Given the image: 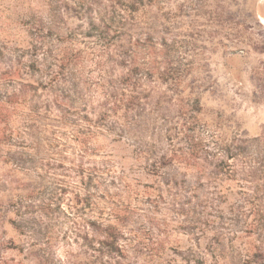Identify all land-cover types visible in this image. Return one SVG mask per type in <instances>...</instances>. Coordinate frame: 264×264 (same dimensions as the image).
I'll return each mask as SVG.
<instances>
[{"label":"rangeland","instance_id":"1","mask_svg":"<svg viewBox=\"0 0 264 264\" xmlns=\"http://www.w3.org/2000/svg\"><path fill=\"white\" fill-rule=\"evenodd\" d=\"M55 2L0 0L5 58L22 51L24 61L67 55L72 90L65 117L41 111L31 129L21 116L10 118L12 141L0 145V264H230L248 236L223 257L207 246L253 184L221 174L210 180L177 157L160 156L180 154L197 133L235 138L239 146L261 135L264 0H163L147 7L137 22L162 44L164 67L181 74L182 92L154 81L156 93L143 110L126 118L123 109L108 111L103 123L100 106L121 70L114 64L116 34L70 13L55 18ZM192 99L197 111L189 108ZM125 123L127 136L118 140L114 133ZM106 225L119 233L118 251L98 243Z\"/></svg>","mask_w":264,"mask_h":264},{"label":"trees","instance_id":"2","mask_svg":"<svg viewBox=\"0 0 264 264\" xmlns=\"http://www.w3.org/2000/svg\"><path fill=\"white\" fill-rule=\"evenodd\" d=\"M162 2L163 0L55 2V18L59 19L70 13L79 19L88 18L93 30L100 28L102 32L112 31L116 34L114 64L121 67V70L100 106L102 112H99L98 121L101 123L108 118V111L118 113V110L123 109V118H126L132 111L139 108L143 110L148 99L156 93L155 87L151 86L154 81L158 85L168 84V90L172 94L178 95L182 92L179 90L181 74L170 68L169 62V67H164L166 53L165 58H161L162 44L152 41L144 26L137 22V17L144 15L147 7L152 4L160 6ZM131 31H136V39L131 35ZM4 49L5 46L0 45V65L4 64L6 67L0 72V145L10 144L12 141V115L21 116L26 125L29 123L28 128L31 129L30 123L39 118L41 111L56 112L65 117L72 108V100H69L72 90L66 79L70 61L67 55L48 60L50 57L39 58L35 56L37 54H31L24 61L23 57L27 51H22L15 57L5 58ZM138 53L142 55L140 59ZM7 87H10V90ZM1 88L4 89L2 92ZM164 94L162 92L163 96ZM109 104L111 107L108 108ZM189 108L191 111H197L198 100H190ZM125 126L126 123L124 126L120 125L114 133L118 140L127 136ZM196 135L189 136L187 147L180 154L171 157L163 154L160 161L167 159L172 162L177 157L176 161L186 169L197 175L207 174L210 180H215L216 176L221 174L231 176L232 179L244 182L243 184H253L255 190L245 192L244 197L237 199L230 207L229 217L223 222L224 226L218 227L214 242L209 243L207 247L218 251V255L223 257L227 248L230 253H235V240L248 236L247 246L242 248L241 253L238 251L235 256H231L230 264H264V209L257 203L261 198L258 196V183L264 185V129L258 137L243 140L244 146H239L235 138L225 141L215 133L208 139L201 133ZM249 217L251 221L247 223ZM99 235L98 243L107 253L118 251L119 233L115 227L106 225Z\"/></svg>","mask_w":264,"mask_h":264}]
</instances>
